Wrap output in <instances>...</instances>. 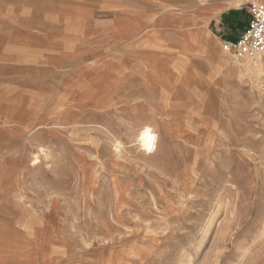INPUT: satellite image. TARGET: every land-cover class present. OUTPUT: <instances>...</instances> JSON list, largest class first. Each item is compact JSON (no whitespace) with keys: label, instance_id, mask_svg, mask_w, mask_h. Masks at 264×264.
Returning a JSON list of instances; mask_svg holds the SVG:
<instances>
[{"label":"rangeland","instance_id":"rangeland-1","mask_svg":"<svg viewBox=\"0 0 264 264\" xmlns=\"http://www.w3.org/2000/svg\"><path fill=\"white\" fill-rule=\"evenodd\" d=\"M220 4L213 14L237 6L249 20V6L264 0ZM213 5L0 0L9 243L50 233L68 264H264V54L252 74H226V59L243 58L224 52L208 23L199 33L192 23L193 11L202 19ZM80 9L94 15L86 29L63 13ZM115 14L132 19L96 27ZM175 16L191 26H175ZM25 28L37 41L16 42ZM48 34L67 36L62 51L46 48ZM143 125L159 133L144 155L135 143Z\"/></svg>","mask_w":264,"mask_h":264},{"label":"crops","instance_id":"crops-1","mask_svg":"<svg viewBox=\"0 0 264 264\" xmlns=\"http://www.w3.org/2000/svg\"><path fill=\"white\" fill-rule=\"evenodd\" d=\"M19 2H38V0H17ZM206 3H215L216 5H213L211 9H207L205 11H202L204 13L202 19H200V13L201 11H193V13H196L195 20L192 21V23H196L198 26H196L198 33L200 32L202 25L208 23V27H210L211 32L216 40H219L221 43L223 42H233L235 41L239 34L243 32L248 24V20L246 18L244 19L242 17V8L239 7H227L224 10L220 11L219 13H214V8L217 6H220V2L222 0H203ZM224 1H232V0H224ZM244 2V1H243ZM241 3V2H240ZM237 4V3H235ZM87 10L80 9V10H70L69 12H63L64 14L68 15H74L75 18L79 19V25L86 29L87 28V20L89 18L94 19L93 13H91L90 17L87 15ZM192 13V14H193ZM33 14V11H32ZM34 17L33 15L31 18ZM125 16H120L115 14L111 17H107L110 19V21L101 19L98 26L96 27H103V25H111L113 31L114 29L119 28L120 20H131L132 17H129L127 19H123ZM176 17V23H174L175 26H185L188 22L191 26V21L188 19L181 20L180 18ZM103 20V21H102ZM173 20V18H172ZM163 24H160V26H163ZM172 25V26H174ZM31 28H25L23 34L25 36L24 40H17L18 41H26L27 42H34L37 41L36 38L31 36L28 33V30ZM193 29V27H192ZM32 30V29H31ZM14 35V34H12ZM30 39V40H28ZM196 42L199 44L200 40L198 35H196ZM192 40V36H191ZM194 41V40H193ZM192 41V44H193ZM43 42L45 43L46 48L50 50H61L64 49V45L67 43V36L64 37H56L53 34L45 35L43 38ZM2 193V192H1ZM4 196L5 194L2 193ZM12 233L13 230H10L7 226L6 220L0 219V264H68L66 262V252L63 251L62 254H59L56 256L55 250L53 247V242L55 237H50V233L44 232L42 235H39L38 238L32 239V242L29 240L27 243H23L20 241L11 242L9 243L8 240V233ZM15 233V231H14ZM53 240V241H52ZM64 244V242H63ZM66 249V246L63 245V250Z\"/></svg>","mask_w":264,"mask_h":264},{"label":"built area","instance_id":"built-area-1","mask_svg":"<svg viewBox=\"0 0 264 264\" xmlns=\"http://www.w3.org/2000/svg\"><path fill=\"white\" fill-rule=\"evenodd\" d=\"M246 29L233 42H223L224 52L237 59L253 58L264 53V4H251Z\"/></svg>","mask_w":264,"mask_h":264},{"label":"bare ground","instance_id":"bare-ground-1","mask_svg":"<svg viewBox=\"0 0 264 264\" xmlns=\"http://www.w3.org/2000/svg\"><path fill=\"white\" fill-rule=\"evenodd\" d=\"M240 3V2H239ZM235 5H239L238 3L237 4H235ZM237 7V6H236ZM64 54H66V53H64ZM264 54V53H263ZM67 55V54H66ZM212 59V58H211ZM210 59V60H211ZM217 59H219V57H217ZM222 59V62L223 61H225V58L224 57H221L219 60H221ZM227 60V68H225V72H227L226 74H229V72L230 71H238V73H241L242 74V71H249L250 70V73H251V71L253 70V69H259V68H261V66H262V58L258 55V56H255V57H253V58H243V60H242V62L240 63V62H235V60L234 61H229L228 59H226ZM263 63H264V61H263ZM212 64V63H211ZM69 65V64H68ZM236 65V66H235ZM221 74L220 75H222V70H221V68H220V71H219ZM249 73V72H248ZM252 74V73H251ZM259 74V73H258ZM254 76V75H253ZM59 86V85H58ZM103 88H104V86H103ZM95 103L96 104H98V105H101L102 103H103V99H100V100H97V101H95ZM126 106V105H125ZM128 107V106H127ZM114 108V107H113ZM116 109V108H115ZM93 111V110H92ZM109 111H111V110H109ZM94 112V111H93ZM102 112V111H101ZM96 113V112H95ZM105 112L103 111V114H104ZM109 113V112H108ZM111 113V112H110ZM98 114V113H97ZM106 114V113H105ZM99 115V114H98ZM102 117H103V115H102ZM111 122V121H110ZM152 125V124H151ZM109 126V125H108ZM145 125H143L142 127H144ZM38 127V124H36V125H34L33 127H31L29 130H28V132L26 133V139L24 140V145H23V147L24 148H27L28 146H29V138L31 137V135L35 132V130L36 129H38L37 128ZM141 127V128H142ZM154 127V126H153ZM140 128V129H141ZM103 129H104V131L106 132V134H108V135H110L111 137H114V135H113V131H109V130H107V127L106 128H104L103 127ZM110 130L112 129V128H109ZM116 130V129H115ZM103 135V134H102ZM116 135V134H115ZM34 137V136H33ZM118 137V136H117ZM22 139V138H21ZM134 140V139H133ZM135 143H137L136 141H135ZM31 144V143H30ZM120 147V146H119ZM138 147V146H137ZM113 150H116V149H113ZM137 150H140L141 151V153L144 155V154H148L147 152H145V151H142L140 148L139 149H137ZM44 151H43V149H42V147H39V149H38V154H34V158H33V160H31V164L30 163H28V164H30V167L31 166H33V167H38L37 165H39L40 164V157L38 156L39 155V153H43ZM113 160V159H112ZM98 161V160H97ZM29 168V167H28ZM27 168V169H28ZM47 168V167H46ZM159 168V167H158ZM163 175V174H162ZM102 193V192H101ZM108 198V197H107ZM153 204V203H152ZM103 207V206H102ZM100 209H103V208H100ZM111 210V209H110ZM108 212V211H107ZM110 214V213H109ZM107 216V215H106ZM99 218V217H98ZM101 218V217H100ZM114 220V219H113ZM115 221V220H114ZM161 221V220H160ZM167 223V222H166ZM100 228V227H99ZM118 229V228H117Z\"/></svg>","mask_w":264,"mask_h":264},{"label":"clouds","instance_id":"clouds-1","mask_svg":"<svg viewBox=\"0 0 264 264\" xmlns=\"http://www.w3.org/2000/svg\"><path fill=\"white\" fill-rule=\"evenodd\" d=\"M159 141L158 131L151 125H145L136 134L137 146L147 153L156 150Z\"/></svg>","mask_w":264,"mask_h":264}]
</instances>
